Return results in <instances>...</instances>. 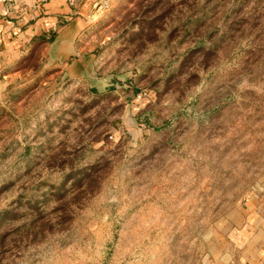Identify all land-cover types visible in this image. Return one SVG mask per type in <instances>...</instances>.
<instances>
[{
    "label": "rangeland",
    "instance_id": "obj_1",
    "mask_svg": "<svg viewBox=\"0 0 264 264\" xmlns=\"http://www.w3.org/2000/svg\"><path fill=\"white\" fill-rule=\"evenodd\" d=\"M69 4L80 56L0 49V264H229L264 185V0Z\"/></svg>",
    "mask_w": 264,
    "mask_h": 264
},
{
    "label": "crops",
    "instance_id": "obj_2",
    "mask_svg": "<svg viewBox=\"0 0 264 264\" xmlns=\"http://www.w3.org/2000/svg\"><path fill=\"white\" fill-rule=\"evenodd\" d=\"M88 25L81 8L67 0L38 4L35 0H0V49L6 56H23L40 36L46 39L50 34L53 39L48 42L47 53L51 60L59 62L79 55L77 43ZM72 64L68 67L71 72L81 66L79 60ZM259 190L245 202L246 209L237 223L240 227L232 234L236 246H229V256L222 255L218 261L264 264V185Z\"/></svg>",
    "mask_w": 264,
    "mask_h": 264
},
{
    "label": "built area",
    "instance_id": "obj_3",
    "mask_svg": "<svg viewBox=\"0 0 264 264\" xmlns=\"http://www.w3.org/2000/svg\"><path fill=\"white\" fill-rule=\"evenodd\" d=\"M40 3L46 2L48 0H37ZM69 3L74 4L77 0H67Z\"/></svg>",
    "mask_w": 264,
    "mask_h": 264
},
{
    "label": "trees",
    "instance_id": "obj_4",
    "mask_svg": "<svg viewBox=\"0 0 264 264\" xmlns=\"http://www.w3.org/2000/svg\"><path fill=\"white\" fill-rule=\"evenodd\" d=\"M39 38H42V39H43L42 36H40ZM44 39H45V38H44ZM52 39H53V35H52L51 37H49V38H46V39H45V42H50Z\"/></svg>",
    "mask_w": 264,
    "mask_h": 264
}]
</instances>
